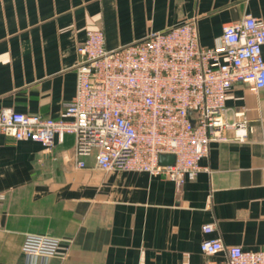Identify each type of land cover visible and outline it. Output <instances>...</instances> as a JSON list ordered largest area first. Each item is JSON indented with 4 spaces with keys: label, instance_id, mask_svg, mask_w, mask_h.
<instances>
[{
    "label": "crops",
    "instance_id": "obj_1",
    "mask_svg": "<svg viewBox=\"0 0 264 264\" xmlns=\"http://www.w3.org/2000/svg\"><path fill=\"white\" fill-rule=\"evenodd\" d=\"M246 14L264 20V0H0V109L62 118L88 28L117 49L195 17L202 44L213 46ZM226 107L227 121L247 122L246 139L224 128L228 139L212 141L197 177L181 185L103 171L95 154L79 167L73 134L47 152L0 133V264H29L28 233L62 239L47 264L196 263L223 257L201 250L216 236L264 248V88L237 82ZM206 223L215 230L205 233Z\"/></svg>",
    "mask_w": 264,
    "mask_h": 264
},
{
    "label": "built area",
    "instance_id": "obj_2",
    "mask_svg": "<svg viewBox=\"0 0 264 264\" xmlns=\"http://www.w3.org/2000/svg\"><path fill=\"white\" fill-rule=\"evenodd\" d=\"M263 48L264 20L251 14L224 24L213 46L202 44L195 17L117 49L106 48L103 29L88 28L64 116L1 108L0 133L37 141L47 152L73 134L79 167L95 154L103 171H144L181 185L197 177L212 141L228 139L224 128L246 139L245 120H226V99L237 82L264 88ZM168 153L174 163H160ZM215 228L202 226L205 233ZM61 242L28 233L22 251L29 264H47ZM201 250L223 257L186 264H264V248L228 246L220 236L205 238Z\"/></svg>",
    "mask_w": 264,
    "mask_h": 264
},
{
    "label": "water",
    "instance_id": "obj_3",
    "mask_svg": "<svg viewBox=\"0 0 264 264\" xmlns=\"http://www.w3.org/2000/svg\"><path fill=\"white\" fill-rule=\"evenodd\" d=\"M159 160L162 164H171L175 161V155L172 153L161 154Z\"/></svg>",
    "mask_w": 264,
    "mask_h": 264
}]
</instances>
